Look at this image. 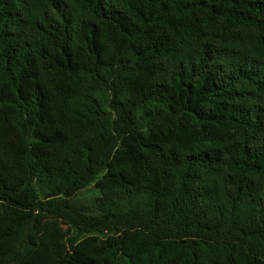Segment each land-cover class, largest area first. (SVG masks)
Returning a JSON list of instances; mask_svg holds the SVG:
<instances>
[{
  "label": "trees",
  "instance_id": "trees-1",
  "mask_svg": "<svg viewBox=\"0 0 264 264\" xmlns=\"http://www.w3.org/2000/svg\"><path fill=\"white\" fill-rule=\"evenodd\" d=\"M0 264H264V0H0Z\"/></svg>",
  "mask_w": 264,
  "mask_h": 264
},
{
  "label": "rangeland",
  "instance_id": "rangeland-1",
  "mask_svg": "<svg viewBox=\"0 0 264 264\" xmlns=\"http://www.w3.org/2000/svg\"><path fill=\"white\" fill-rule=\"evenodd\" d=\"M95 192L94 185L91 184L87 188L83 189L79 194L78 198L80 200H87Z\"/></svg>",
  "mask_w": 264,
  "mask_h": 264
}]
</instances>
